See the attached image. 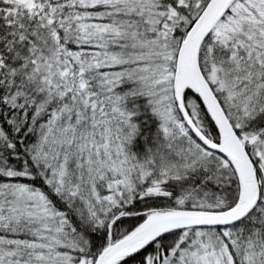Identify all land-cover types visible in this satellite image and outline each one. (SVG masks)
<instances>
[{
	"label": "snow or ice",
	"instance_id": "1",
	"mask_svg": "<svg viewBox=\"0 0 264 264\" xmlns=\"http://www.w3.org/2000/svg\"><path fill=\"white\" fill-rule=\"evenodd\" d=\"M0 264H264V0H0Z\"/></svg>",
	"mask_w": 264,
	"mask_h": 264
}]
</instances>
